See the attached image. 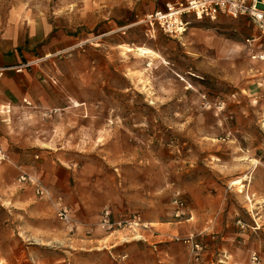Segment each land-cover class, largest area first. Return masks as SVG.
Listing matches in <instances>:
<instances>
[{
    "label": "rangeland",
    "instance_id": "obj_1",
    "mask_svg": "<svg viewBox=\"0 0 264 264\" xmlns=\"http://www.w3.org/2000/svg\"><path fill=\"white\" fill-rule=\"evenodd\" d=\"M166 1L173 0H0V45L6 54H26L22 63L54 102L27 119L32 132L24 133V117L16 119L15 143L3 137L8 118L1 108L0 139L5 150L32 158L31 172L20 175L37 184L17 177L28 194L50 193L55 203L54 218L40 226L20 203L10 205L14 176L0 174V264H187L195 256L184 243L190 223L201 232L207 209L221 207L231 213L223 220L231 243L249 234L238 243L245 264L252 250L264 264V89L250 95L196 68L202 35L228 37L238 18L192 21L179 38L148 33L140 20ZM239 29L258 31L246 20ZM126 45L148 47L158 58ZM25 135L33 143L27 150L19 146ZM242 175L243 187L231 184ZM90 188L106 194L93 222L73 197ZM39 227L61 239L44 232L40 241ZM94 228L101 239L90 244Z\"/></svg>",
    "mask_w": 264,
    "mask_h": 264
},
{
    "label": "crops",
    "instance_id": "obj_2",
    "mask_svg": "<svg viewBox=\"0 0 264 264\" xmlns=\"http://www.w3.org/2000/svg\"><path fill=\"white\" fill-rule=\"evenodd\" d=\"M222 17L226 16H220L217 21H223ZM237 18L238 19L231 22L233 26L232 31L234 32L228 37L223 33L216 32L202 35L201 43L203 46L201 52L197 54L200 55V58L197 60L199 65H197L196 68L199 69L202 74L224 79L233 87L239 89L243 88L250 95L259 96L262 94L260 90L264 89V33H261L258 29V31L252 29L246 33L241 32L239 29L240 22L246 20L250 24L252 23L244 17ZM188 21L190 23L192 21L201 20L190 17ZM189 23L186 30L188 29ZM22 42H17V46L22 45ZM8 51V49L6 50L0 45V109L5 108L2 113L8 118V126H5L8 128V131L3 132V137L5 140L7 137L9 141L12 140L13 143H15L17 141V137L15 136L17 132L16 119L18 118L21 120L24 117V133L32 132L31 129H27V119L34 115V111H38L42 114L43 110L50 107L49 103L50 101L52 103L53 100L49 98L48 93H46L42 84L37 80L35 74L26 68L27 64L22 63L20 58H24L26 54L23 51L21 54H18L13 50H11L12 52L10 54H6ZM248 55L250 56L248 57ZM242 57L244 58V63L242 62ZM192 60L195 62V56H192ZM46 115L49 114L47 113ZM81 121V115H79L77 119L78 123L76 122L77 124H75L77 132H80ZM18 128H21V125ZM24 137L25 143H21L19 146L27 150V148L29 149L33 145L32 137H27L26 135ZM27 140L29 141L28 144ZM0 147L5 157L8 159V161L0 164V174L7 169L10 171V174L12 173V176H14V180L7 183L11 188L7 194V198L10 199V205L12 206L13 203H20L27 215L39 220L40 226L43 220L46 222L50 217L54 218L53 211L55 209V203L54 199L51 202L48 201L50 200L48 199L50 193L37 197L31 196L26 189L23 188V185L19 183L20 181L17 178L22 172H31L33 164L32 158H27V153L20 156V154L10 148L5 150L6 145L1 139ZM53 163L58 166L60 165L63 169H71V163L65 164L61 160H59V163L53 160ZM80 172L79 170L78 174H80ZM3 178L4 177L0 175V180ZM93 189L94 188H90V190L86 192L75 191V195L73 196L80 202V207L85 209L88 213V220L91 222H93L92 220L96 221L98 212L102 211V206L106 203L105 192L97 194L96 190L93 192ZM3 190L6 191V189ZM3 194L4 192H2V195ZM70 211L71 209L69 208V214ZM106 213H108L107 216ZM110 213L111 211L109 209H105L103 216H101L103 218L102 224L107 228L113 225L109 217ZM207 213L203 228H200L201 232H198L199 229L197 230L193 222L190 223V234L194 235L196 239H198L197 236L201 235V233L204 234L200 237L201 240L199 243L202 245V250L198 252L199 256H188L186 258L187 264H245V261L242 260L243 257L238 253V249L241 247L238 243H247L249 234L244 231V233H241L243 238L233 244L229 241L233 239L232 236L224 231L226 230L225 227L228 225V220L225 223L223 220L225 217L228 218L231 214L227 207H221L218 210L211 211L207 209ZM210 214L214 215L211 216ZM215 215H220L222 221L216 222ZM107 221L109 223H107ZM254 223H256V220ZM250 227L253 228V226ZM240 228L243 229L244 226L241 227L240 225ZM254 229L255 228H253V230ZM36 230L38 231L40 241L46 238L42 236L44 232L50 233L52 239H61L60 235H54L55 232L52 227H39ZM90 231L92 232L88 236L90 244L101 239L99 238L100 233L97 228H94V230L90 229ZM27 237L28 236H26V238ZM202 240L204 242H202ZM108 247L109 253L112 254L113 250L116 249V244L111 242ZM103 254L104 256H108L107 252ZM157 259L162 260V256H157Z\"/></svg>",
    "mask_w": 264,
    "mask_h": 264
},
{
    "label": "built area",
    "instance_id": "obj_3",
    "mask_svg": "<svg viewBox=\"0 0 264 264\" xmlns=\"http://www.w3.org/2000/svg\"><path fill=\"white\" fill-rule=\"evenodd\" d=\"M220 16L230 18L244 17L249 20L261 33H264V0H173L166 1L161 8L146 13L140 22L146 27L148 33L160 31L161 33L179 38L186 31L189 23L188 18L193 17L196 20L215 21ZM259 58V57H258ZM5 154L0 147V162L5 160ZM20 180H27L30 183H36L34 177L22 174ZM37 184V183H36ZM38 193L43 190L38 185ZM108 213H106V216ZM60 219L68 218L67 211L61 208L58 212ZM107 223H109L107 221ZM244 226L243 223L240 224ZM198 256L202 250V245L190 234L184 239ZM260 259L256 251L252 250L249 254L247 264H259Z\"/></svg>",
    "mask_w": 264,
    "mask_h": 264
},
{
    "label": "bare ground",
    "instance_id": "obj_4",
    "mask_svg": "<svg viewBox=\"0 0 264 264\" xmlns=\"http://www.w3.org/2000/svg\"><path fill=\"white\" fill-rule=\"evenodd\" d=\"M126 50L127 51H132V50H134L135 52H137L138 54H141V55H146V56H150V57H153V56H155V57H157L158 58V54L156 53V52H154V51H152L150 48H148V47H136V48H132L131 46H127L126 45ZM247 177L248 176H246V175H242V176H240V177H238L237 179H235V180H233L232 182H231V184H239L240 185V187H243V184H242V181L243 180H245V179H247ZM249 198V197H248Z\"/></svg>",
    "mask_w": 264,
    "mask_h": 264
}]
</instances>
